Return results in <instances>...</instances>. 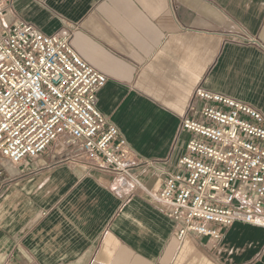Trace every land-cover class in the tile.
I'll use <instances>...</instances> for the list:
<instances>
[{"label":"crops","instance_id":"0c3cea01","mask_svg":"<svg viewBox=\"0 0 264 264\" xmlns=\"http://www.w3.org/2000/svg\"><path fill=\"white\" fill-rule=\"evenodd\" d=\"M5 23L73 45L109 78L98 110L134 153L135 179L72 162L52 147L13 164L0 158V264H264V229L236 224L216 244L178 239L152 197L200 121L199 89L264 114V0H10Z\"/></svg>","mask_w":264,"mask_h":264},{"label":"built area","instance_id":"2783aa9c","mask_svg":"<svg viewBox=\"0 0 264 264\" xmlns=\"http://www.w3.org/2000/svg\"><path fill=\"white\" fill-rule=\"evenodd\" d=\"M9 2L0 0V158L21 164L63 148L77 165L136 181L133 150L97 108L109 78L76 51L74 31L6 25ZM196 97L210 104L200 121L181 119L190 139L179 171L152 197L179 240L208 238L215 248L236 224L264 229V114L204 89Z\"/></svg>","mask_w":264,"mask_h":264},{"label":"rangeland","instance_id":"374dc122","mask_svg":"<svg viewBox=\"0 0 264 264\" xmlns=\"http://www.w3.org/2000/svg\"><path fill=\"white\" fill-rule=\"evenodd\" d=\"M63 149V148H62Z\"/></svg>","mask_w":264,"mask_h":264}]
</instances>
